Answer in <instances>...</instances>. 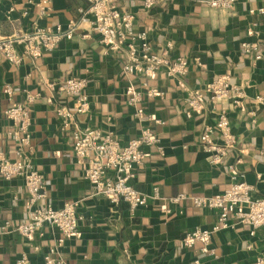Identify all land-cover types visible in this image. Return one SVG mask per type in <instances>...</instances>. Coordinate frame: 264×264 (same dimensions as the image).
I'll use <instances>...</instances> for the list:
<instances>
[{
    "label": "crops",
    "instance_id": "obj_1",
    "mask_svg": "<svg viewBox=\"0 0 264 264\" xmlns=\"http://www.w3.org/2000/svg\"><path fill=\"white\" fill-rule=\"evenodd\" d=\"M141 2L119 0L117 5L134 13L136 29L147 32L156 52L170 40L173 57L197 56L204 64L203 68L192 64L179 79L160 70L148 80V86L163 91V95L145 97L141 106L161 123H139L134 118L124 91L127 86L140 90L142 77L123 76L125 53L106 51L98 36L83 24L71 39H61L52 51L35 59L23 54L22 45L16 46L20 64L10 62L0 52V154L6 159L15 157V141L7 134L13 126L3 116L9 100L2 88L9 84L12 99L31 112V161L44 179L49 203L60 209L79 200V210L85 215L78 235L65 238L59 249V257L70 263L193 264L199 259V264H255L256 257H264V227L251 235L248 224L231 218L230 227L211 235L214 257L202 254L199 242L193 248H182L180 241L196 227L210 229L217 219L214 210L193 208L189 197L223 192L231 183L232 172L243 175L254 194L264 197V17L249 12L264 7V0H238L224 11L197 0H159L146 11ZM87 6V0H1L0 40L56 24L66 28ZM244 41L260 43L262 58L255 61L253 55L243 52ZM226 73L244 90L241 107L228 101L212 104L206 98V108L187 118L183 111L186 94L180 85L202 90L210 78ZM70 76L88 81L84 90L87 113H76L73 99L55 90ZM27 94L35 95L33 102L27 101ZM59 106L73 113L65 126L57 116ZM222 109L228 111L237 141L222 164L210 165L198 136L206 125H213ZM85 126L112 132L121 144L149 126L158 136L162 152L156 145L145 147V160L135 167L132 184L147 195L156 187L159 198L148 197L145 207L133 212L125 202L110 204L104 196H92L71 144V133ZM180 194L183 197L174 202ZM26 197L20 178L4 180L0 175V225L9 223L6 233L0 231V264H15L22 255L29 264H42L46 250L60 237L58 230L49 226L30 240L20 235L17 227L28 220Z\"/></svg>",
    "mask_w": 264,
    "mask_h": 264
},
{
    "label": "built area",
    "instance_id": "obj_2",
    "mask_svg": "<svg viewBox=\"0 0 264 264\" xmlns=\"http://www.w3.org/2000/svg\"><path fill=\"white\" fill-rule=\"evenodd\" d=\"M1 1V0H0ZM88 6L79 10V16L69 21L66 28L56 24L54 28H39L30 33L13 34L0 40V52L5 59L20 64L21 55L16 51L17 45L23 46V54L32 59L39 57L42 52L52 51L61 39H71L73 33L83 24L98 36L99 42L104 45L106 51H122L125 53V61L122 66V74L142 77L140 90L132 86L125 88L126 102L134 109L133 116L139 122L153 120L160 124L161 120L153 119L141 106L145 97H161L163 91L148 86V80L156 76L158 71L164 70L168 77L182 78L188 72L190 66L195 64L204 67L200 57L194 56L188 59L182 56L171 57L173 43L165 40L156 52L146 31L137 30L134 22L135 15L131 11L118 8L119 0H87ZM141 5L146 11H150L159 0H141ZM198 2L218 10H229L238 0H197ZM250 13H259L264 17V7L250 9ZM256 26V24H253ZM241 50L253 55L255 61L262 58L260 43L242 42ZM87 79L70 76L55 87L59 93L70 97L74 101L76 113H87L89 110L88 98L84 90ZM52 87V86H51ZM53 88V87H52ZM54 89V88H53ZM180 90L185 96L184 114L191 118L193 114L201 113L205 107L206 98L212 104L229 102L236 107H241L244 90L231 82L229 73L213 76L204 85L203 89H188L180 85ZM2 94L8 98L9 104L4 109V119L9 121L13 128L7 134L15 141L14 159H6L0 154V175L4 180L18 177L23 181L26 200L25 212L28 215L26 223L17 227L20 235L25 240L44 228L53 227L58 230L60 237L55 245L49 247L42 257V264H73L63 257H59V249L65 238L78 235V225L85 218L79 210V200L65 203L60 209H55L49 203L43 189L44 179L35 169L32 159L33 146L31 145V112L29 108L20 102L13 100V88L6 84L2 88ZM27 101L33 102L35 95L27 94ZM257 99H261L257 97ZM57 116L66 120L73 113L64 106H59ZM74 112V113H75ZM158 136L149 126H143L139 134L121 144L112 134L103 133L97 127H76L71 133V144L76 161L81 164L83 178L92 188L91 195L104 196L109 203L117 204L125 202L130 211L144 208L148 197L159 198L158 189L152 188V194L141 193L133 187L135 179V167L141 165L146 157L145 147L158 146L162 152ZM199 146L208 154L209 164L219 165L224 161L229 149L235 147L236 138L231 130L228 111L219 110L213 125H206L198 136ZM243 175L232 172L231 183L223 192H215L212 195L199 194L190 196V204L193 208L200 207L214 210L217 215L216 222L210 229H196L187 232L181 239L182 248H193L196 242L202 244V254L215 256L210 249L211 235L214 231L230 227V219L236 222L248 224L251 227L250 234L259 227H264V197L254 194L252 185L245 182ZM183 197L180 194L173 199ZM9 226L7 221L0 225V231L6 233ZM195 259L193 264H199ZM15 264H29L25 255L20 256ZM255 264H264V257H256Z\"/></svg>",
    "mask_w": 264,
    "mask_h": 264
},
{
    "label": "trees",
    "instance_id": "obj_3",
    "mask_svg": "<svg viewBox=\"0 0 264 264\" xmlns=\"http://www.w3.org/2000/svg\"><path fill=\"white\" fill-rule=\"evenodd\" d=\"M171 52H172V51H171ZM171 57H173L172 54H171ZM185 58H187V57H185ZM188 59H189V58H188ZM122 66H123V65H122ZM121 69H122V67H121ZM121 74H122V71H121ZM122 75H123V74H122Z\"/></svg>",
    "mask_w": 264,
    "mask_h": 264
}]
</instances>
